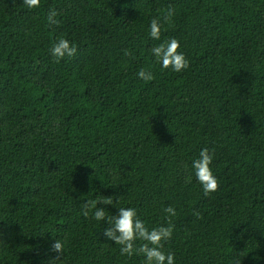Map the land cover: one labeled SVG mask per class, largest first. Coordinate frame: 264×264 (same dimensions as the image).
I'll return each mask as SVG.
<instances>
[{"label": "trees", "instance_id": "obj_1", "mask_svg": "<svg viewBox=\"0 0 264 264\" xmlns=\"http://www.w3.org/2000/svg\"><path fill=\"white\" fill-rule=\"evenodd\" d=\"M61 37L77 53L57 63ZM173 37L181 73L151 52ZM204 148L207 196L192 167ZM106 197L108 216L133 207L149 229L174 207L175 264H264V0H0V264H144L82 215Z\"/></svg>", "mask_w": 264, "mask_h": 264}, {"label": "clouds", "instance_id": "obj_2", "mask_svg": "<svg viewBox=\"0 0 264 264\" xmlns=\"http://www.w3.org/2000/svg\"><path fill=\"white\" fill-rule=\"evenodd\" d=\"M23 4L30 10L38 9L41 7V0H23ZM59 15L60 13L56 9H50L47 13L49 24L58 25L60 21L56 17ZM174 15L175 10L169 8L163 18L159 16L152 18L149 24L150 37L154 40H160L161 20L163 19L164 23H168ZM180 47V41L173 37L153 47L151 52L163 70L181 73L188 69L190 64L184 53L179 51ZM50 53L55 62L59 63L65 57H74L77 53V47L68 39L61 37L52 45ZM125 55H131V53L126 50ZM137 76L145 82L155 78L151 71L143 68L138 71ZM213 159L214 153H210L209 149L204 148L199 152V158L192 162L196 180L201 185L205 196L219 190V181L211 168ZM98 203L113 205V200L111 197H106L101 201H86L82 205V215L88 217L89 213H92V217L96 221L107 222L109 227L104 230V235L119 246L122 256L131 257L134 254H142L144 264H175L174 253L164 250L165 244L172 239L175 229L172 218L177 213L174 207L168 206L164 209L167 214L165 217L166 224L149 229L145 222L139 218L135 208L120 207L117 214L108 216L105 208L97 207ZM193 214L199 216L198 212ZM137 241H143V243L137 247ZM52 250L63 256L64 243L56 240L52 245ZM59 258L58 256L57 259ZM235 264H242V261L236 260Z\"/></svg>", "mask_w": 264, "mask_h": 264}]
</instances>
